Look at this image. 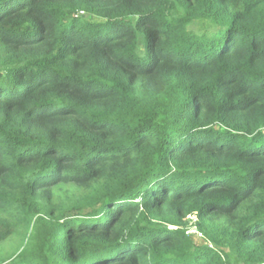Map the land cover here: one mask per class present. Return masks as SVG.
Returning a JSON list of instances; mask_svg holds the SVG:
<instances>
[{"label":"trees","instance_id":"16d2710c","mask_svg":"<svg viewBox=\"0 0 264 264\" xmlns=\"http://www.w3.org/2000/svg\"><path fill=\"white\" fill-rule=\"evenodd\" d=\"M0 264H264V0H0Z\"/></svg>","mask_w":264,"mask_h":264},{"label":"rangeland","instance_id":"374dc122","mask_svg":"<svg viewBox=\"0 0 264 264\" xmlns=\"http://www.w3.org/2000/svg\"><path fill=\"white\" fill-rule=\"evenodd\" d=\"M191 218H194V217L192 216ZM193 231H194V230H191L190 233H192L193 235H195V232H193ZM194 239H195L197 242H200V241L202 240V237H201V235L199 234V235H196V236L194 237ZM3 247H4V249H5V247L8 248V247H9V244H4Z\"/></svg>","mask_w":264,"mask_h":264}]
</instances>
